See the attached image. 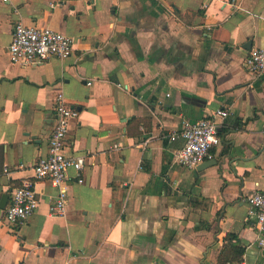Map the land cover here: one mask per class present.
<instances>
[{"label":"crops","instance_id":"obj_1","mask_svg":"<svg viewBox=\"0 0 264 264\" xmlns=\"http://www.w3.org/2000/svg\"><path fill=\"white\" fill-rule=\"evenodd\" d=\"M17 20L65 33L71 55L12 63ZM253 47L264 0H0V264H264L245 202L264 189V75L242 61ZM58 91L77 111L63 151L83 167L67 170L63 215L36 179L38 208L13 225L5 206L48 151ZM218 108L215 164L175 162L181 119Z\"/></svg>","mask_w":264,"mask_h":264},{"label":"built area","instance_id":"obj_2","mask_svg":"<svg viewBox=\"0 0 264 264\" xmlns=\"http://www.w3.org/2000/svg\"><path fill=\"white\" fill-rule=\"evenodd\" d=\"M224 1L237 4V0ZM7 53L12 63L22 65L38 64L51 57L66 58L72 53V39L51 27L27 25L17 20L13 25ZM242 61L248 72L264 75V47L251 48ZM54 111V126L49 136L47 153L39 156L31 166L32 178H25L20 185L12 188L9 202L5 206L4 217L13 225L22 223L38 208L39 199L34 189L36 179H48L55 186L56 193L49 202L48 211L50 214L63 215L67 201V170L73 168L79 173L83 167L84 155L65 154L63 151L69 122L77 116V111L69 106L61 91L55 93ZM227 113V110L218 108L212 115L194 121L182 118L179 131L168 136L170 140L177 136L183 140L181 146L173 151V160L192 168L211 159V148L220 141L217 126ZM4 171L8 169L4 167ZM245 202L247 215L254 219L256 243L264 248V189L252 190L246 195Z\"/></svg>","mask_w":264,"mask_h":264},{"label":"water","instance_id":"obj_3","mask_svg":"<svg viewBox=\"0 0 264 264\" xmlns=\"http://www.w3.org/2000/svg\"><path fill=\"white\" fill-rule=\"evenodd\" d=\"M212 164H215V160L214 159H207V160L201 162L200 164H198L196 166V168L197 169H202V168H205V167L210 166Z\"/></svg>","mask_w":264,"mask_h":264}]
</instances>
